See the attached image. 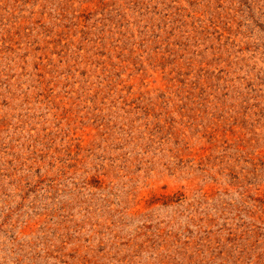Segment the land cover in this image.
Returning a JSON list of instances; mask_svg holds the SVG:
<instances>
[{"label": "rangeland", "instance_id": "374dc122", "mask_svg": "<svg viewBox=\"0 0 264 264\" xmlns=\"http://www.w3.org/2000/svg\"><path fill=\"white\" fill-rule=\"evenodd\" d=\"M0 264H264V0H0Z\"/></svg>", "mask_w": 264, "mask_h": 264}]
</instances>
